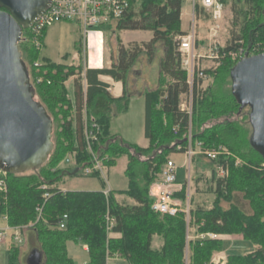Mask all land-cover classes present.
I'll return each mask as SVG.
<instances>
[{
  "label": "trees",
  "instance_id": "1",
  "mask_svg": "<svg viewBox=\"0 0 264 264\" xmlns=\"http://www.w3.org/2000/svg\"><path fill=\"white\" fill-rule=\"evenodd\" d=\"M181 2L138 0L121 19L111 22L112 33L148 31L152 33V39L124 47L116 37V57L109 69L83 70L82 65L75 67L52 62L40 56L26 38L28 30H23L18 49L34 97L55 124L54 150L38 171L29 175L7 174L6 191L0 192V216H5L7 225L12 228L30 225L28 229H33L37 236L42 264H74L67 254V242L87 246L86 264H106L107 259L115 255L129 264H208L212 254L219 250V243L210 239L188 240L190 227L198 234L243 233L255 246V251L243 256H229L226 264H264V156L252 147L250 110L243 113L246 106L238 103L233 95L231 80V71L237 63L231 56L243 48L251 52L256 46H264V0L221 1L223 6L231 3L237 32L232 34L222 52L219 51V60L213 61L217 63L216 67L212 65L203 70L205 75L215 79L214 86L207 90L200 86V79H195L190 87L186 72L181 68L178 44L179 38L186 35L181 30ZM196 13L198 16L206 13L210 18L209 13L198 5L194 6V16ZM157 44L163 49L158 87L144 94L143 136L148 147L140 148L110 134L109 121L127 111L129 97L124 91L120 98L111 97L98 76H109L124 86L130 66L143 53L151 60ZM35 64L38 67H34ZM76 69L79 70L78 78L73 83L71 101L64 84L75 76ZM189 94L193 100L190 118L179 107L182 97L187 98ZM84 106L87 121L99 126L92 151L98 160H102V166L109 168L116 157L127 158L124 170L127 188L111 191L108 199L102 191L63 192L58 188L59 178L83 176L82 167L91 164L83 139ZM189 129L192 141L201 143L202 150L222 147L230 154L220 156L216 161L201 157L212 170L213 194L231 203L230 211L224 212L218 204L206 210L190 208L188 216L181 212L174 216L160 215L151 209L150 186L157 181L170 154L184 153ZM62 152L75 154V166H57ZM215 166L227 170L224 179L214 177ZM85 177L98 178L102 187L104 185L97 172ZM185 192L183 187L173 198L184 201ZM238 192L248 202L249 211L238 202ZM236 198L237 205L233 203ZM63 215L67 219L64 228L59 229L58 222ZM107 215L114 220L109 232L106 231ZM108 233L111 234L109 238ZM154 236L163 241L158 250L151 247ZM17 259L18 249L12 247L8 263L17 264Z\"/></svg>",
  "mask_w": 264,
  "mask_h": 264
},
{
  "label": "rangeland",
  "instance_id": "2",
  "mask_svg": "<svg viewBox=\"0 0 264 264\" xmlns=\"http://www.w3.org/2000/svg\"><path fill=\"white\" fill-rule=\"evenodd\" d=\"M191 1L192 0H182L181 2V9H182L181 27L185 31H187L186 32L187 34L188 32L189 33L192 32L191 30L194 27L193 31L195 35V44H194L195 54L204 55V56L208 55L209 49L213 48L214 45L216 48L219 49V51L222 52V49L227 45L228 42H230L232 34L234 33L236 34L237 32V26L235 27L233 25L234 20H233V12L231 8L232 7L231 3L227 2V4L223 6L224 10H222L221 18L219 20H211L208 17V15H206V13L200 14L199 16H198V13H196L195 16L193 15L192 17ZM192 21H193V24L191 25ZM95 30L100 31L101 33L106 35L107 40H105L106 42L104 45V53H105L104 54L105 56L104 65L105 67H109L112 63L113 58L116 57L117 43L115 41V38L111 35V32H109L110 29L108 28L107 25L97 27ZM44 31H45L44 39L42 42L40 40V47L37 49L41 57L49 59L52 62L62 63L68 66L77 67L78 65L83 64L84 53H86V51L90 52V46H89V41H88L89 39L86 42V37L82 34L83 32L77 23H66V22L56 23L48 27ZM42 36H43V33H42ZM151 37H152V33L147 32V31H123L122 33L119 34V38L123 42V44L130 43V42H137L135 44H140L139 42L149 41ZM86 43L88 46L87 48L85 46ZM256 48L259 51L264 50V46L263 47L256 46ZM241 51L245 52L247 56L250 55V52L247 51L246 48L241 49ZM162 56H163V49L160 46V44H157L155 48V52H154V57L151 60L148 59V55L146 53H143L130 66L126 74L125 85L123 86V91L126 92V95H128L129 97L128 109L124 113H121L113 117L109 121L110 134L117 135L124 142L131 144V145H136L140 148H147L148 141L145 140L143 136V123H144L143 121L144 120L143 98L138 97L137 95L140 92L144 94L149 91L143 90V87L141 85L142 78L138 77V75L141 71H144V70L147 71L149 66L153 63L155 64L158 63V66H159V60L162 58ZM231 57L232 59L235 60V57L233 56ZM86 62L88 63L87 57H86ZM197 63L198 65H200V67L204 69H207L214 64L213 61L208 60V59H199ZM34 67H37V66H34ZM78 71L79 70L76 69L75 76L69 78L65 82L66 85L64 84L67 90V96L71 101H73V83L75 79L78 78V74H77ZM214 82H215L214 78L212 79V77H207L203 81L202 87L207 90V88L214 86ZM156 85L157 86L153 90H155L158 87V80H157ZM35 99L37 100L36 97ZM185 99H186V96H183L182 101L184 102ZM111 108H114V106H112ZM248 110L249 108L247 107L244 108L243 113H246ZM113 112L114 110L110 112L109 115H112ZM83 113H84V118L88 120L89 118L86 112V108H84ZM235 117H237V115H235ZM51 120H52V138H53V131L55 130V124L53 123L52 118ZM238 120L240 121V119ZM189 134H190V144L193 150V148H197L198 142L194 144V142L192 141L191 132L190 133L188 132L187 137H186L187 143H188ZM86 154L90 158L89 160L92 161L93 160L92 155L93 156L95 155L94 151L92 152V155H90L87 152ZM74 155L75 154L71 152H62L61 153L62 158L58 162L57 166L59 168H64L67 166L68 167L75 166ZM183 155L182 153L170 154L167 160H171L177 167L176 178L180 184H183L182 188L185 187L186 198L184 201L189 203L190 202L189 196H192V195L196 196L195 179L199 178L198 177L200 173L199 171H201L203 168H206L207 164L206 162L201 160L202 159L201 157L197 155L192 157L191 159H188V157H186L184 153ZM94 157L96 158V156ZM66 160H68L69 163L66 162ZM99 162L102 166L103 164L102 160L101 161L99 160ZM238 162L239 161L237 160V164ZM126 163H127V158L125 156H121L120 158L116 157L114 160V163H112V165L109 168H104L102 166L103 175L102 176L100 175V179L104 183L103 187H102L101 181H99L98 178H91V177H85V176H80V175L78 177H69L65 175L62 178H59L60 181H59L58 186L60 185V187L68 191H82V190L98 191L103 188L106 189L107 186L114 192L124 191L127 188V179L124 176V170H125L124 167H126L125 165ZM29 174H31V172L24 173V175H29ZM160 180H161V174L157 176V181H160ZM189 189H190V192L188 196ZM110 193L111 192L108 193V197L105 199L109 198ZM241 195L242 193L238 192L237 194V197L239 199L238 202L241 203V205L245 208L246 211H249L250 208H249L248 202L245 199H243ZM233 203L237 205V198ZM199 204H202V206ZM199 204H198L199 206L197 207L205 208V210L212 209L217 204L224 212L230 211L231 209V203L223 200V198H217V196H215L214 194L204 195V197H201V200H199ZM0 217L4 219L5 216H0ZM28 228H30V225L28 226ZM25 229H27V227L21 228V231ZM109 234L110 233H108V236ZM232 235H237V236L239 235V236H242L243 238H246L247 236L243 233H237V234H232ZM8 240H10L9 236L6 239V242ZM15 242L17 244H20V242L18 241H15ZM151 243H152L151 247L155 249L157 245L161 247L163 244V241L160 237L154 236L152 238ZM68 250H69V253L71 254H72V251H77L79 255L81 256V252H80L81 247L76 248L75 244L73 243L68 244ZM83 258H84V261H86L87 255L84 254ZM81 260L82 259L78 260L77 262H82ZM3 264H9L8 260L6 259Z\"/></svg>",
  "mask_w": 264,
  "mask_h": 264
},
{
  "label": "water",
  "instance_id": "3",
  "mask_svg": "<svg viewBox=\"0 0 264 264\" xmlns=\"http://www.w3.org/2000/svg\"><path fill=\"white\" fill-rule=\"evenodd\" d=\"M50 0H0V170L38 171L53 151L52 120L35 99L18 44ZM232 93L248 107L252 147L264 156V53L244 55L231 71ZM41 264V253L29 257Z\"/></svg>",
  "mask_w": 264,
  "mask_h": 264
},
{
  "label": "built area",
  "instance_id": "4",
  "mask_svg": "<svg viewBox=\"0 0 264 264\" xmlns=\"http://www.w3.org/2000/svg\"><path fill=\"white\" fill-rule=\"evenodd\" d=\"M221 1L222 0H198L197 2V0H192L191 4L193 10L194 6L198 5L205 12L209 13L211 20H219L221 18V12L222 10H224ZM136 2H138V0H50L45 12L34 22V24L29 29H27L28 34L26 38L29 39L31 44L36 49H38L40 47V40L43 31L53 24L63 22L77 23L83 32L82 34L86 38H88L91 34L98 33L95 30L97 27L104 25H107L109 27V24L111 22L121 19L129 10L131 5ZM192 24L193 21L191 22V25ZM193 28L191 30L192 32H188V34L186 33L185 36L179 38L178 44V53L181 58V68L186 72L187 83L190 87L193 85L195 79H200V86H202L203 81L208 77L203 71L204 68H199L197 61L199 59H208L211 61L219 60L221 56V54L219 53V49L216 48L215 45L213 48L209 49L208 55L204 56L195 54V35ZM261 53H264V50L259 51L255 47L252 49L250 55L248 56H254ZM86 54L87 61L89 63V54L88 52ZM244 55L245 52L239 51L236 55H233V57H235V60H233L239 62L242 57H244ZM213 63V65H217V63L215 62ZM34 66L38 67V64H35ZM192 103V94H189L185 101H182L179 105L180 110L185 111L188 114L189 118L192 113ZM83 112V139L85 150L87 153L92 155V144L97 140L99 126L95 122L89 123L87 119L84 118ZM188 132L190 133V129ZM187 144L188 145L184 151V154L186 157H188V159H191L192 157L198 155L205 158L206 160L216 161L220 156L230 155L222 147H219L216 150H202L201 143L197 144L198 149L193 148L192 150V146L190 144V134ZM94 156L92 155L93 160L91 161L90 166L82 167L81 173L83 176H90L96 172L101 176L103 175V167L101 166L99 160ZM66 162L69 163L68 160H66ZM176 170L177 167L175 166V164L171 160H168L160 173L161 180L153 183V185H151L149 189V196L153 200L151 209L160 215L174 216L177 213L181 212L188 216V205L182 208L175 201V198H173L174 193L179 192V189H177L178 185L176 183ZM213 174L216 179H224L227 176V170L222 166H215L213 168ZM6 176L7 174L0 170V192L6 191ZM180 188H182V186H180ZM109 192L110 188L107 186V188L102 191V194L103 196H105V198H107ZM47 196V194L44 195L45 198ZM4 219L6 220L5 217ZM66 219V215H63L59 220V229L64 228ZM105 222L106 229L107 231H109L114 224V220L107 215ZM8 236L15 241L21 242V228H9L8 226L5 228H0V245L7 239ZM214 238L215 234L213 233L199 234L198 236L199 241L205 239L212 240ZM208 264H213V260H210Z\"/></svg>",
  "mask_w": 264,
  "mask_h": 264
},
{
  "label": "crops",
  "instance_id": "5",
  "mask_svg": "<svg viewBox=\"0 0 264 264\" xmlns=\"http://www.w3.org/2000/svg\"><path fill=\"white\" fill-rule=\"evenodd\" d=\"M191 9H192V5H191ZM193 14H194V10L192 9V16H193ZM181 20H182V9H181V15H180V23H181ZM181 30L185 33L187 32L182 27H181ZM97 32L98 33L91 34L88 38H86V42L89 39L88 41H89V46H90V52L86 51V53L88 52V54H89V63L87 65L86 53H84V62H83V64L81 63L83 70H87V69H91V70L109 69L111 67V65L109 67H105V65H104L105 64L104 45L106 42L105 40H107L106 35H104L100 31H97ZM109 32H111V31H109ZM122 32L123 31H119V32H115V33L111 32V35L114 38L118 37V39L120 40L119 34ZM151 39H152V37H151ZM149 41H142L139 43H147ZM120 42L124 47H127L129 44L137 43V42H130V43L123 44V42L121 40H120ZM85 46H86V48L88 47L87 43ZM158 75H159L158 63L151 64L149 66V68L147 69V71L144 70V71H141L139 73L138 77L142 78L141 85H142L144 91L145 90L151 91L157 86L156 84H157V80H158ZM98 80L105 85V87H106L105 90L107 91V93H109V95L111 97L117 99V98H120L123 96V85L121 82L115 81L112 78H110L109 76H98ZM65 85H66V83H65ZM84 88H85V86H84ZM144 94H142V92H140L137 95L138 97L143 98V105H144ZM143 126H144V123H143ZM182 155H183V153H182ZM201 160L204 161L203 159H201ZM124 169H125V167H124ZM199 172H200L199 176H198L199 178L195 179L196 196H193V195L189 196L190 189L188 190V196L191 199V202L188 203V202H185L181 199L175 198V201L182 208L185 207L186 205H188L189 209L195 208L199 205L202 206V204H199V200H201V197H204V195H208V194L212 195L214 190H215V184H214V181L212 179V170L210 169V167L208 165H206V168H203ZM176 183L178 185L177 189H179L178 191L180 192L181 191L180 189H182V188H180V186H182L183 184H180L177 181V178H176ZM58 188L63 192H68V190L63 189L62 187H60V185L58 186ZM103 190H104V188L100 189L98 191H103ZM82 191L94 192V191H88V190H82ZM111 191L112 190L110 189V192ZM128 201L130 202V200H128ZM7 226L8 225H7L6 220L3 219L2 217H0V228H5ZM198 236H199V234L196 232L195 228L190 227L188 229V231H187V239L188 240H191V241L196 240L197 241ZM109 237H111V234H109L108 238ZM212 240L217 241L219 243V246H220L219 250L212 254L211 261L213 260V264H226L229 256H243V255L251 254L255 251V246H253V244L249 240H247L246 238H243L242 236H239V235L237 236V235H216L215 234V238ZM69 243L75 244L76 248L81 247V251H80L81 256L79 255V253L77 251H72V254L69 253V250H68V244ZM151 245H152V243H151ZM12 247H16L18 249L17 264H30V262H29L30 255L34 252L40 253L39 248H38V243H37V236H36L35 232L33 231V229L27 228V229L21 231V242H20V244H17L15 242V240L10 238V240H8L7 242L5 240L0 245V264H3L6 259L8 260L9 254H10V249ZM159 247L160 246L157 245V247L155 249L158 250ZM66 250H67V254H68L69 258L74 262V264H86L88 262L87 246H85L84 244L76 243V242H67L66 243ZM84 254L87 255L86 261H84V258H83ZM80 259H82L81 260L82 262H77ZM41 264H42V255H41ZM106 264H129V263L126 260L115 255V256L108 258L106 261Z\"/></svg>",
  "mask_w": 264,
  "mask_h": 264
}]
</instances>
